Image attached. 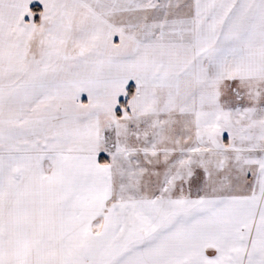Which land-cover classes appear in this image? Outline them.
<instances>
[{"label":"snow or ice","instance_id":"obj_1","mask_svg":"<svg viewBox=\"0 0 264 264\" xmlns=\"http://www.w3.org/2000/svg\"><path fill=\"white\" fill-rule=\"evenodd\" d=\"M0 264H264V0H0Z\"/></svg>","mask_w":264,"mask_h":264},{"label":"crops","instance_id":"obj_2","mask_svg":"<svg viewBox=\"0 0 264 264\" xmlns=\"http://www.w3.org/2000/svg\"><path fill=\"white\" fill-rule=\"evenodd\" d=\"M29 7H30V8H38V7H40V5L34 3V4H30ZM25 19L27 20V17H25ZM34 20L38 22L39 17H38V16L34 17ZM133 87H134V84H133L132 81H130V82H129V85L127 86V90H128V91H129L130 89L132 90ZM86 99H87V96H86L85 94H82V95H81V100H82V101H85ZM118 100H120L121 102H122V101H125V97H123V96L118 97ZM118 113H119V111H118V108H117V114H118Z\"/></svg>","mask_w":264,"mask_h":264},{"label":"trees","instance_id":"obj_3","mask_svg":"<svg viewBox=\"0 0 264 264\" xmlns=\"http://www.w3.org/2000/svg\"><path fill=\"white\" fill-rule=\"evenodd\" d=\"M129 93H131V89L129 90ZM122 102H125V101H122ZM119 114V113H118Z\"/></svg>","mask_w":264,"mask_h":264}]
</instances>
